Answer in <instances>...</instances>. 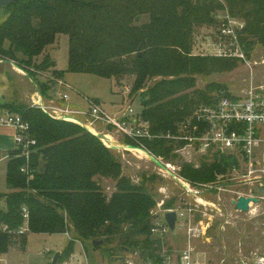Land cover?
<instances>
[{
  "label": "trees",
  "instance_id": "1",
  "mask_svg": "<svg viewBox=\"0 0 264 264\" xmlns=\"http://www.w3.org/2000/svg\"><path fill=\"white\" fill-rule=\"evenodd\" d=\"M2 9L0 59L27 71L44 97L51 87L30 69H52L58 78L64 77L48 54L59 35L69 37L68 72L118 83L133 76L130 95L142 91L139 119L149 123L154 137L126 140L166 160L176 158L180 146L158 135L176 132L198 106L232 97L219 83L196 88L198 76L225 72L239 60L193 55L197 29L214 28L216 18L228 11L245 23L239 40L247 57L254 45L264 47V0H20ZM143 16L148 22L138 25ZM4 107L30 124L36 145L29 160L12 153L7 164L9 193H0V256L14 245L25 248L27 237L19 231L27 209L29 234L71 236L61 260L74 253L76 242L97 240L109 247L111 257L125 248L144 261L165 260L159 240L151 234L154 197L144 185L122 175L121 163L100 137L34 106ZM235 164L233 157L216 156L213 164L200 169L184 164L181 175L189 182L213 181L215 172ZM108 178L116 181L110 197L98 182ZM116 241L118 246H113Z\"/></svg>",
  "mask_w": 264,
  "mask_h": 264
},
{
  "label": "rangeland",
  "instance_id": "2",
  "mask_svg": "<svg viewBox=\"0 0 264 264\" xmlns=\"http://www.w3.org/2000/svg\"><path fill=\"white\" fill-rule=\"evenodd\" d=\"M147 22L148 17L143 16L137 24ZM216 43L215 29L198 28L194 35L192 54L215 56L213 54L217 53ZM48 54L56 62L57 69L65 72L64 77L58 78L52 69L46 71L35 67L30 69L37 75L40 83L49 84L53 90L49 92L48 97L42 95L35 78L32 79L27 71L19 68L15 62L0 59L9 64L8 69L2 71L5 80L11 87L19 89L17 93L19 95L16 98L11 97V101L8 100L9 103L6 104L33 106L34 97L40 96L45 106L63 108L66 105L58 99V95L66 91L70 102L77 106L75 110L88 112L89 102H95L107 114L114 117L121 116L129 107L135 115L141 114L142 91L130 95L135 80L133 76L121 79L118 83L116 79L68 72L69 37L67 35H59L56 43L48 48ZM41 61V58L38 59V63ZM159 80L160 78L151 80L147 86L150 87ZM213 82L226 86L231 96H245L253 89L264 91V47L260 44L254 45L247 61H235L234 65L225 72L198 76L196 88L204 89ZM24 89L28 91L27 97L21 98ZM70 108L73 109L71 106ZM77 119L83 128L102 139L104 135H110L105 137L104 142L111 146L109 149L121 163L122 175L133 184L144 185L156 201V206L151 211L153 223L159 221L161 225H166L165 214L169 210L185 213V225L182 229L177 226L175 231L170 230L163 238L151 233L152 239L159 240V250L166 257L165 259H174L184 251L190 250L193 259L201 264H253L257 258L264 255V201H260L257 205L252 204L250 212L247 213L235 210L233 204V201L240 196H247L254 191H251L253 187L244 186L240 181L245 168L239 167L234 171L233 168L228 167L223 172H215L213 181L189 182L181 175L184 164L200 169L205 165L213 164L214 158L187 154V152L176 153L177 157L174 159L164 158V162L174 166V169H171L174 173L171 170L170 173L163 172L156 164L153 155L131 150L133 146L126 138L110 128L105 121L95 120L89 115L77 116ZM14 153L23 155V150L17 149ZM176 176L183 182L189 183L193 190L185 189L181 182L175 179ZM98 182L108 197L115 192L114 179H99ZM1 204L3 206V202ZM191 228H194V233L190 232ZM25 236H28L25 249L20 244L14 245L8 254L0 257V264H51L54 256L60 253L69 241L64 234L49 236L26 233ZM92 243L76 242L74 253L82 254L84 250L90 264H111L109 247L103 245L94 248ZM113 246H118V242L116 241ZM116 254L121 253L116 250ZM129 256L135 259L139 254L130 252Z\"/></svg>",
  "mask_w": 264,
  "mask_h": 264
},
{
  "label": "built area",
  "instance_id": "3",
  "mask_svg": "<svg viewBox=\"0 0 264 264\" xmlns=\"http://www.w3.org/2000/svg\"><path fill=\"white\" fill-rule=\"evenodd\" d=\"M216 20L217 24L213 29L216 30L217 43L215 45L217 53L213 55L247 61L246 52L239 40V32L244 28L245 23L232 17L228 11L217 17ZM126 91L129 92L127 88ZM58 97L66 105L63 108L45 106L40 96L34 97L33 106L42 109L54 119L78 125H80V122L77 116L89 115L95 120L105 121L110 128L122 134L125 138L152 139L154 137L150 132L149 123L140 121L139 115H135L131 107L127 108L121 116L114 117L107 114L95 102H89V111L83 112L82 110L70 108L68 94L61 92ZM51 109L52 112H50ZM0 125L16 129L17 149L23 150L22 156L29 160L32 147L36 145V140L30 137V124L18 114L8 111L0 118ZM108 136L110 135H104L101 140L104 142L105 137ZM158 138L178 144L180 147L175 151L178 154L187 152V154H197L210 158L222 155L233 157L236 160V164L231 169L233 168L236 171L239 167L245 168V173L240 181L244 186L253 187L251 191L254 190L246 197H257L260 201H264V91L253 89L245 96L223 97L214 105H200L194 110L190 118L178 125L176 132L158 135ZM105 145L111 148L108 144ZM131 150H139L146 154H151L144 147H133ZM153 157L161 171L168 173L173 171L171 169H174V166L164 162V158L154 155ZM27 170L28 166L24 171L27 172ZM175 179L179 180L185 189L193 190L189 183L183 182L177 176ZM252 204H250L251 207ZM168 212L177 214L176 228L179 226V229H182L185 225V213L178 210H169ZM23 213L26 221L19 231L21 236L28 233L27 209H23ZM193 229L191 228V233L192 231L194 233ZM169 231L167 224L161 225L158 221L154 223L151 232L159 238H163ZM66 236L71 239L68 233ZM57 264H90V262L83 250L82 254L73 253L68 259H60ZM111 264L201 263L193 259L190 250H186L176 258L165 259L161 263L144 261L139 256L134 259L127 254L124 260ZM253 264H264V255L257 258Z\"/></svg>",
  "mask_w": 264,
  "mask_h": 264
},
{
  "label": "crops",
  "instance_id": "4",
  "mask_svg": "<svg viewBox=\"0 0 264 264\" xmlns=\"http://www.w3.org/2000/svg\"><path fill=\"white\" fill-rule=\"evenodd\" d=\"M4 17H5V12L2 8H0V23L4 20ZM10 66H12V65H10ZM8 67H9L8 63L0 61V69H1V72H0V118L6 112H8V110L4 107V105L6 103H9V101H11V99H12L11 97L16 98L17 95H19V94H17L19 92V89L11 87L7 83V81L5 80L6 77L4 75V72L2 73V71L4 69H8ZM12 68H14V67L12 66ZM56 69H57V67H56ZM26 89H28V87ZM26 89L23 90L24 95L21 98H25V96L27 97L28 91L26 92ZM52 91L53 90H51L50 93ZM62 93L67 94L66 91L62 92ZM68 104L73 109L77 108V106L75 104L71 103L70 100H69ZM78 110H80V109H78ZM16 135H17V132H16L15 128L0 125V193H9V190L7 189V186H6V171H7V164L10 160L11 154L17 150ZM28 236H27V241H28ZM63 251H64V249L60 252L61 255H62ZM79 254H81V253L78 252L77 255H79ZM116 256H119V255L116 254L113 257H116ZM113 257H111V258H113ZM52 258H51V260H52ZM60 258H61V256H60Z\"/></svg>",
  "mask_w": 264,
  "mask_h": 264
},
{
  "label": "water",
  "instance_id": "5",
  "mask_svg": "<svg viewBox=\"0 0 264 264\" xmlns=\"http://www.w3.org/2000/svg\"><path fill=\"white\" fill-rule=\"evenodd\" d=\"M20 0H0V7L6 8L8 6H11L18 2ZM260 202V200L257 197H246V196H240L237 200L233 201V204L235 206V210L237 211H242V212H250L251 210V203L254 205H257ZM165 219L167 222V225L171 231H175L176 229V223H177V214L174 212H168L165 214ZM94 248H98L103 246L104 242L103 241H94L93 243ZM129 250L123 248L121 251L120 256H116L111 258V263H114L116 261H122L125 259V255L129 254ZM60 253H57L52 261V264H57L58 261L60 260Z\"/></svg>",
  "mask_w": 264,
  "mask_h": 264
},
{
  "label": "bare ground",
  "instance_id": "6",
  "mask_svg": "<svg viewBox=\"0 0 264 264\" xmlns=\"http://www.w3.org/2000/svg\"><path fill=\"white\" fill-rule=\"evenodd\" d=\"M93 133H96V131H94L93 129H90ZM97 134V133H96ZM111 138V137H110ZM135 151H139V150H135ZM143 154V153H142ZM145 155V154H144ZM146 156V155H145Z\"/></svg>",
  "mask_w": 264,
  "mask_h": 264
}]
</instances>
